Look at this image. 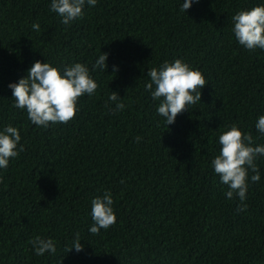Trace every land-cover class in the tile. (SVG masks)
Returning <instances> with one entry per match:
<instances>
[{"label":"trees","instance_id":"trees-1","mask_svg":"<svg viewBox=\"0 0 264 264\" xmlns=\"http://www.w3.org/2000/svg\"><path fill=\"white\" fill-rule=\"evenodd\" d=\"M51 2L0 0V131L17 127L24 148L0 168V264H264V156L242 212L212 167L227 126L264 144V49L232 30L238 11L264 0H194L187 12L185 0H97L68 25ZM103 52L106 71L94 67ZM178 58L207 84L168 125L145 84L150 68ZM37 60L62 73L84 63L98 83L68 123L38 127L14 106L9 84ZM113 91L125 104L115 113ZM105 192L117 220L92 234L91 201ZM77 232L83 250L68 252ZM37 235L56 253L36 255Z\"/></svg>","mask_w":264,"mask_h":264},{"label":"clouds","instance_id":"clouds-1","mask_svg":"<svg viewBox=\"0 0 264 264\" xmlns=\"http://www.w3.org/2000/svg\"><path fill=\"white\" fill-rule=\"evenodd\" d=\"M94 6L97 0H52L50 9L62 17V23L70 24L73 20L84 15L85 3ZM194 0H185L181 11L192 6ZM198 3L199 0H196ZM233 32L239 44L248 50L264 49V5L252 7L249 10L238 11L233 17ZM39 31V23L32 25ZM108 53L103 52L96 60L95 68L106 71L108 68ZM117 70L114 67V72ZM147 75L150 81L145 84L152 97L160 101L157 112L166 118V123L175 122L178 114L189 110V106L201 101V89L207 84L201 70L195 69L183 59L172 62L165 61L159 68H150ZM155 86L154 90L153 87ZM14 106L25 109L28 119L38 127H49L50 123H68L77 113V104L80 97L85 94L91 96L98 88V83L90 75L89 67L84 63H74L65 66L63 73L50 62L37 60L28 69V74L18 82L9 84ZM109 100L115 103L112 112L122 111L125 104L113 91ZM107 106V105H106ZM228 130L219 136V154L212 160L214 172L219 175L220 182L228 186L226 198H238L237 211H245L248 192V177L251 182L260 180V170L256 164L258 156H264V144L256 146L251 133H245L238 124L227 126ZM256 129L264 135V115L258 118ZM140 137L136 140L139 142ZM21 135L17 127L8 125L0 131V168H6L9 160L24 151L19 146ZM123 182V181H121ZM91 216L94 221L89 232L99 234L101 229L107 230L116 223L117 216L113 208L111 192H105L91 201ZM80 233L77 232L72 245L77 252L83 250ZM36 255L43 256L46 252L56 253V244L52 238L39 235L29 241Z\"/></svg>","mask_w":264,"mask_h":264}]
</instances>
